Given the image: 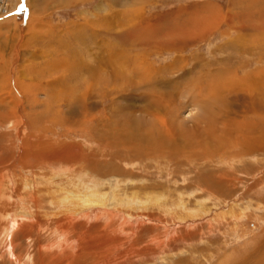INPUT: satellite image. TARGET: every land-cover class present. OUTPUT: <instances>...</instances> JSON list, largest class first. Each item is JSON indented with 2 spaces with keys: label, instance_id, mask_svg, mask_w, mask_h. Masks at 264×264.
<instances>
[{
  "label": "rangeland",
  "instance_id": "1",
  "mask_svg": "<svg viewBox=\"0 0 264 264\" xmlns=\"http://www.w3.org/2000/svg\"><path fill=\"white\" fill-rule=\"evenodd\" d=\"M21 3L25 11H20ZM5 6L11 11L5 15L0 12V170L7 168L2 172L6 177L0 192V264H67L66 258H74L72 264H264V151L241 161L217 157L213 167L206 159H199L201 162L194 167L199 177L208 178L210 168H214L240 180L232 187L212 191L191 184L196 178L194 168L184 166L179 172L174 163L158 165L157 159L122 161L117 154L102 151L104 142L96 132L92 136L91 131L87 134L81 129L86 124L96 129L97 135L107 137L113 125L117 127L125 120L116 112L118 107L132 106L126 110L139 116L146 106L144 83L133 75V87L124 88L126 91L118 93L117 98L118 90L110 76L120 70L116 60L122 53L135 65H130L131 72L142 67L143 60L144 70L172 71L160 78L167 80L164 92L178 97L172 108L173 118L192 125L190 121L200 110L186 104L183 94L193 88L189 81L193 80L191 70L196 63L223 60L234 69L237 63L226 59L241 56L243 73L254 71L257 51L241 55L233 48L243 37V44H249L246 47L260 49L259 67L264 72V0H5ZM211 17L215 23L208 25L210 29L206 24ZM187 24L201 28L196 31L199 37L179 52L136 50L135 46L147 44V40L143 34L132 32L146 26L161 28L165 41L166 33ZM112 60L113 65L109 63ZM92 68L102 79V74L109 75V80L91 79ZM206 68L195 73L214 74V67ZM184 75L190 79L178 81ZM87 91V104L80 103L82 100L77 99ZM46 142L52 147L76 143L87 154L97 150L100 155L93 156L89 168L78 162L79 171L67 161L43 162L36 154ZM27 146L32 149L27 150ZM45 151L38 153L50 154ZM73 153L68 152L70 158ZM105 167H117L126 174L104 175ZM94 194L111 206L113 214L118 211L122 216L114 220L107 216L100 221L75 216L76 220L65 222L62 208L67 201L76 205L80 200L92 199ZM32 215L40 228L22 230ZM13 220L21 221V225L11 228ZM60 221L68 229L69 242L56 230V222ZM79 236L83 240L78 239L81 251L75 259L76 252L71 255L68 246ZM10 241L15 244V258L7 249ZM116 246L119 250L113 253ZM95 253L99 256L94 257Z\"/></svg>",
  "mask_w": 264,
  "mask_h": 264
},
{
  "label": "bare ground",
  "instance_id": "2",
  "mask_svg": "<svg viewBox=\"0 0 264 264\" xmlns=\"http://www.w3.org/2000/svg\"><path fill=\"white\" fill-rule=\"evenodd\" d=\"M0 1H4V3H5V0H0ZM210 8H212V7L210 6ZM10 11L11 10H8V8L7 9L5 8L4 12L1 11L4 14L2 13L1 15H5V14L9 13ZM211 19H213V18L211 17L208 22L206 21L207 27H209V26L211 27L215 23L214 22L215 20L214 19L211 20ZM203 23H205V22H203ZM201 24H202V22H201ZM206 26L204 29L209 30L210 27L207 28ZM199 29H201V28L198 27V25H196L195 27H193L192 25H188V24L183 26V27H181V25H180V26H178V28H176V31H172L173 33L170 31H169V33H166L165 41H164L165 34H163V30L161 28H157V27L146 26V27L141 28L138 31L132 32V34H143L142 37L145 40H147V44L135 46V47H137L136 50L140 51V49H141V50L147 51V52H150V51L152 52V50L153 51L154 50H157V51H159V50H174L177 53L180 50L184 49L185 45H188L190 43L193 44L194 41H196L198 39L199 36L196 33V31ZM151 33L154 34V36L156 38L152 39ZM158 34H161V35L159 36ZM243 41H244V39L242 37L241 40H237L234 43L235 46L233 48L236 50V53L243 55L246 52L249 53L250 51H257L256 56H255V62L257 64V67L254 69V71H252L250 73H247L248 71L243 73L245 67H243L242 64L239 62L240 61L239 57H241V56L231 57L229 59H226V60L230 61V63L231 62L237 63V66L234 69H229L227 62L223 61V60H221L222 62H217L214 60L210 64H201V63H196V61H194L196 64L193 66V69L191 70V72L194 73V75L191 76V78L193 80L189 81V83L192 84L193 88H192V90H190V92L183 94L184 98H186V102H187L186 104L190 103L189 105L192 104V105H194V107L196 106V108H198L200 110V113L197 116H194L192 118V120L190 121L192 123V125L188 124V122H186V121L180 122L178 120L179 122H177L175 120V118H173L174 113H173L172 108H173V105L176 102L178 97L177 96L175 97V95H177L176 93L175 94H172V93L166 94V92H164L165 90L163 87L166 86L165 84L167 83V80L162 79L164 74L167 75L169 73H172V71H168L167 70L168 68H166L164 70L162 69L161 71L158 70V72H155L154 70L151 71L148 68H146L144 70L143 68L145 66V60H143L142 64H141L142 67L136 68V70H138V71L135 70V72H131L133 69L130 65L134 66L133 68H135V65L130 59H124L123 58L124 53H122V55L120 57H118V59L116 60L118 65L120 62V70L116 71L117 70L116 69L115 70L116 72L111 73V76H110L111 81L115 83V85H116L115 88L118 90V92L116 93L117 98H119V96H120L118 93L126 91L125 89H130L133 87L134 82L132 80H134V79L130 78V76L133 75V77H138L144 83V90H143L144 94H142V96H144V98L147 99L146 106L143 105L144 108L143 109L140 108L141 110L139 111L140 112L139 116H135L131 113V111H128V110H131L130 108L132 106H130V108L126 107V109H128V110L122 108L123 106L118 107L116 112L119 111L121 117H123V115H124L125 120L122 119V121L123 120L124 121L121 124H118L117 127H114V125H113V130H109L107 137L100 136L99 133L97 135V130L96 129L94 130L93 127H91V129H89L86 126V124H84V126L81 125V126H77V127L81 128L83 126V128H81V129L83 130L84 133L87 132V134H89L88 132H90V131H91L90 132L91 135L93 134V132H96V137L100 141L104 142V146L102 147V151L105 152V154L107 152H110L112 154L113 153L117 154V157L119 159H121L122 161H130L133 159H138V160H142V161L143 160L157 159V161H159L158 165H161V163H165V165L170 166V164L174 163L173 165H176L178 167V168H176V170L179 172H180V169L184 168V166L188 167L190 169L198 166L197 164L201 162V161H199V159H204V160L206 159L209 162V164H211V167H213L212 163L215 161V159L217 157L227 159L228 161H233V159L241 161L247 155H249V156L260 155V153L261 152L263 153V151H264V72L261 69L262 67L261 68L259 67L260 61L262 58L260 59L261 54H260V49L258 47H257V49L255 47H252V46L246 47V45H249V44H243ZM147 58H148V56H147ZM72 59H74V58H72ZM93 59H95V58H93ZM144 59H145V55H144ZM136 60H134V61H136ZM79 62H80V60H79ZM107 62H108V60H107ZM208 62H206V63H208ZM109 63H111V65H113L114 62L112 60ZM177 65H178L177 63L174 64L175 67H177ZM70 67H71V65H70ZM115 67H116V65H115ZM206 67H208V68L214 67V69H215L214 74H212L211 72H206L204 74H200L199 71L197 73H195V70H197V69L198 70L201 69L202 71L204 69L207 70ZM72 68H70V69H72ZM130 68H131V70H129L130 71V73H129L127 70ZM106 71H108V70H106ZM89 72H91L90 73L91 79L98 80L99 78H101V75L98 72H95L93 70V68ZM127 72L129 73V76L127 75L128 74ZM191 72H189L190 75H191ZM238 73H243V76L241 78H237ZM102 76H103V79L105 80L104 82H107L106 80H109L107 78V76L109 77V75L102 74ZM186 76L187 75H184V77L180 76L177 79H178V81L180 79L187 81L188 79H190L189 78L190 76L189 77L188 76L186 77ZM160 77H162V78H160ZM152 80H154V82H151ZM9 84H10V82H9ZM92 84H94V83H92ZM107 84H109V83H107ZM146 85H147V87H146ZM81 88H82V86H81ZM10 89H12V88H10ZM159 89H161V90H159ZM106 92H108V91H106ZM88 94H89V92L87 91L83 96L81 95V98H79L77 100H80V101L82 100L80 103H86L87 104L86 99L88 97ZM179 95H182V94H179ZM90 100H92V99H90ZM5 103H6V101H5ZM145 103H146V101H145ZM184 104L185 103H182V107ZM174 106H176V105H174ZM213 107H215V108H213ZM73 108H71V109H73ZM95 110H96V108H95ZM176 111H180V110L177 108ZM121 112H123V114H121ZM125 112H128V113H125ZM90 114H92V113H90ZM81 116H83V115H81ZM114 116L116 117L117 115L115 114ZM82 121H83V119H82ZM72 122L76 123L74 120ZM84 123H85V121H84ZM75 125L76 124H74V126ZM105 134H106V132H105ZM94 138H95V136H94ZM48 144L49 143H47V142H46V144H43L44 148L39 146V148L37 149V154L35 153L37 156L39 155L41 157V160L43 162H46L47 159L48 160L51 159V161H53V160H61V161L63 160L65 162L67 161V165L73 166L72 168L76 167L77 170L79 169V171L82 170L79 163L82 164V167L89 168V167H91L89 163H91L92 161L94 162V158L96 156L100 155V151H97V150L90 151L91 149L90 150L88 149L90 151V153L87 154V152L85 151L86 149L85 150L81 149L82 147H80L76 143L60 144L57 147L48 146ZM99 144H100V142H99ZM29 148H30V146H27V150ZM40 148H42L44 150H42ZM30 149H32V147ZM45 149L50 154H48V155L44 154L43 155L41 153H38V152L45 151ZM72 150L75 152L71 155V158L73 159V161L70 158V155H68V152H70ZM92 150H93V148H92ZM24 155H27V154L24 153ZM32 155H34V154H32V152H31V156ZM23 156H22V158H25ZM93 156H94V158H93ZM75 158H77V160ZM38 160H40V158ZM35 163L37 164L38 162H35ZM39 163H40V161H39ZM41 163L39 165H41ZM133 163H135V162L133 161ZM64 164H66V163H64ZM73 164L74 165L78 164V166H74ZM136 164H137V162H136ZM32 167H30V168H32ZM68 168L71 169V167H68ZM105 168L107 169V172L104 175L109 174L108 172L119 173L123 176H124V174H126L123 170H121L120 168H117V167H114V168L105 167ZM34 169H36V168H34ZM91 169H92V171H94V173H97V174L99 173L98 172L99 170L96 169V167H93ZM194 169H196V178L191 182V184L192 185L195 184V185H198L200 187L202 186V187L208 188L210 190L214 189V191H218V189H220L221 187L223 188V186H225V188L232 187L235 185V183H238L240 181L239 179L232 178V176L229 174V172L217 171L214 168L213 169L210 168V173L207 174L209 176L208 177L209 179L208 178L203 179L202 177L205 175H201V177H199L197 174L198 173L197 168H194ZM6 170H7V168L0 170V192L2 191L1 190L2 189L1 183L3 182L4 178L6 177L5 174L2 175V172L6 171ZM25 170H27V169H25ZM28 171H29V169L27 170V172ZM103 171H102V173H104ZM80 174H82V173H80ZM177 174H178V172H177ZM67 175H69V174H67ZM8 176H11V173ZM90 176H91V174H89V177ZM192 178H193V176H192ZM11 179H13V178L11 177ZM24 180H26V179H24ZM59 184L60 183H58V185ZM49 185L53 186L54 184L53 185L49 184ZM4 187H6V186H4ZM28 187H29V185H28ZM25 189H23L21 191H24ZM220 190H222V189H220ZM21 191H19V192H21ZM32 192H31V194H32ZM36 192H38V191H36ZM58 192H60V191L58 190ZM101 193H102V191H101ZM34 194H35V192H34ZM50 195L51 194H49V196ZM213 195H214V193H213ZM30 199H31V197H30ZM107 199H109V198H107ZM20 201H22V200H20ZM56 201H57V198H56ZM36 204H38V203H36ZM68 204H69V206H68ZM73 204L74 203H72V205H71V203H69V201H67V204L65 203L63 205L62 209H64V210L62 211V213L64 214L65 222H67V220H69V222L70 221L72 222L76 218L75 216H78L79 218H83V219H86V216H90L92 218L91 220H93V221L94 220L100 221L98 219L104 218L107 216L108 217L110 216L111 220L112 219L114 220L115 218L122 216L120 214V212H118V211H115L113 214L112 210L110 209L111 206L107 205L105 203L104 199H101L98 194H94V197L92 199L87 198V199H84L82 201L81 200L78 201V204H76V205L75 204L73 205ZM0 207H2V205ZM40 208L42 210L43 207H40ZM27 213H29V212H27ZM6 214H4V215H6ZM40 217H42V216H40ZM73 217H75V218H73ZM29 218H31L27 222V224H29V225L23 227L22 230H25L27 232H33L34 229H36V228L39 229L40 225H39L38 221L36 220V218H34L33 215L30 216ZM60 219H62V218H60ZM45 220H47V219H45ZM62 221H60V223L56 222L57 223L55 225L56 230H58V232L60 233L59 234L61 236L60 238L68 241L67 237H69L70 234H68V229H67L65 223ZM43 223H45V222H43ZM76 223H78V222H76ZM79 224H82V223L79 222L78 225ZM20 225H21V221L13 220L11 228H15V226L19 227ZM74 225H76V224H74ZM71 229H73V228H71ZM23 233H25V232L23 231ZM70 233H72V231ZM92 233H94V232H92ZM88 234H90V231H88ZM108 234L109 233H107V237L109 236ZM18 235H19V233H18ZM28 235H31V233ZM15 237H17V236H15ZM90 238H92V237L90 236ZM70 239L71 238L69 237V240ZM78 239L83 240V236H79L76 240L70 241L69 246H68V248L70 249V252L72 251L71 255H73L76 252L75 259L79 258L80 251H81V250H79L80 246L78 243ZM85 239L86 238H84V240ZM108 240H109L108 242L112 243L111 237H109ZM103 245L104 244H101V245H98L97 247H101ZM105 245H106V243H105ZM117 248H119V247L116 246V248L114 247L115 250L112 249L113 253H114V251H116V253H117V251L119 250ZM7 249L10 250L9 252L13 256L14 250H15L14 242L10 241L9 247ZM102 255H104V254H102ZM98 256H99L98 253L94 254V257H98ZM17 259H18V257H17ZM66 260L67 261H65V263H67V264H72V262H73L72 260L70 261V259H68V258H66ZM99 261H100V259L96 260L97 263ZM258 263H259V261H258Z\"/></svg>",
  "mask_w": 264,
  "mask_h": 264
},
{
  "label": "built area",
  "instance_id": "3",
  "mask_svg": "<svg viewBox=\"0 0 264 264\" xmlns=\"http://www.w3.org/2000/svg\"><path fill=\"white\" fill-rule=\"evenodd\" d=\"M0 10L4 12V9L6 8L4 1H0ZM7 9V8H6ZM1 12V11H0Z\"/></svg>",
  "mask_w": 264,
  "mask_h": 264
},
{
  "label": "snow or ice",
  "instance_id": "4",
  "mask_svg": "<svg viewBox=\"0 0 264 264\" xmlns=\"http://www.w3.org/2000/svg\"><path fill=\"white\" fill-rule=\"evenodd\" d=\"M25 10H26V8H25L24 4L21 3V5H20V11H25Z\"/></svg>",
  "mask_w": 264,
  "mask_h": 264
}]
</instances>
